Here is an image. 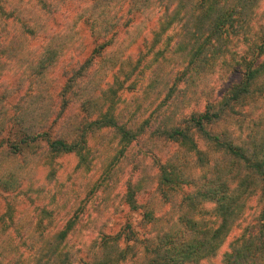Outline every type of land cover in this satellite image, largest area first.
<instances>
[{
  "label": "trees",
  "instance_id": "1",
  "mask_svg": "<svg viewBox=\"0 0 264 264\" xmlns=\"http://www.w3.org/2000/svg\"><path fill=\"white\" fill-rule=\"evenodd\" d=\"M8 3L0 0V189L5 192L19 186L21 173L8 170V161L76 154L87 167L90 136L109 130L121 146L114 158L119 164L129 148L148 136L150 120L133 124L118 113L124 87L120 78L112 77L98 100L94 85L101 82L90 75L95 66L127 80L134 75L138 67L123 73L130 51L141 41L148 45L147 36L135 34L146 27L136 15L164 9L149 35L156 46L165 38L164 54L175 55L184 68L174 79L171 96L181 91V84H194L205 74L222 79L236 74L240 80L227 85L203 111L175 124L161 122L150 132L155 142L175 144L180 151L159 162L157 192L170 207L165 216L138 203L141 184L127 183L125 206L144 210L142 223L152 227L149 232L140 234L126 221L124 231L87 235L79 208L57 231L29 237L34 247L24 253L10 247V235L0 236L8 244L3 258L11 257L6 264H264V0H91L67 33L39 22L28 24L29 11L25 15V8ZM78 22L85 25L94 49L83 62L66 61ZM65 61L60 73L65 81L53 100L49 89L54 80L49 77ZM155 62L147 67L151 83L159 71ZM56 100L59 107L52 110ZM76 103L82 117L70 113ZM62 127L64 134H55ZM107 175L113 178L111 171ZM185 187L192 190L185 192ZM253 198L261 204L258 216L214 261Z\"/></svg>",
  "mask_w": 264,
  "mask_h": 264
},
{
  "label": "rangeland",
  "instance_id": "2",
  "mask_svg": "<svg viewBox=\"0 0 264 264\" xmlns=\"http://www.w3.org/2000/svg\"><path fill=\"white\" fill-rule=\"evenodd\" d=\"M21 1L23 2L20 3ZM10 2L8 5L25 8V15L29 11L28 24L36 26L39 22L58 33L62 30L67 33L80 11L86 4H91V0H10ZM118 10L119 7L113 9L112 12L115 13ZM163 11L164 9H153L147 11V16H135L139 22L144 19L146 26L145 29L140 26L135 34H142V37L147 36L148 45L146 46L141 41L130 51V62L123 73L129 74L135 67L138 69L129 80L124 79L123 75L118 72L114 75L102 73L101 66H95L90 72L91 76H96V81L101 82L97 87L93 83L98 100L111 87L112 77L116 75L120 78L124 87L119 93L118 113L123 114L125 121L132 118L133 124L141 125L146 120H150L152 127L148 129V136L141 138L135 146L129 148L125 152V157L119 158L121 160L119 164L116 160L114 162V158L121 146L109 130L97 131L90 136L87 167L80 165L76 154L62 155L53 159L45 155L28 159L25 163H23L25 157H20L19 160H15L16 162L8 161L6 164L8 170L14 169L21 172L17 176L19 186L15 190L5 192L0 189V236H4L3 238L11 236L12 245L10 247L16 249L19 247L17 250L24 253V250L34 247L29 237L40 235L43 232L57 231L79 208L82 209L79 214L85 218L83 225L87 226V229L84 228L87 235L99 231L111 233L124 231L127 226L126 221L131 222L135 231L140 234L149 232L152 227L144 226L142 223L144 210L133 212L125 206L123 195L128 182H138L142 185L143 189L139 194L138 203L148 209L151 208L150 210L156 216H165L170 211L169 205L161 200L157 192L159 162L173 157L180 150L175 144L155 142L150 138V132L161 122L171 120L170 122L175 124L178 118L203 111L208 102L220 97L223 89L231 83L239 82L240 77L234 74L223 76L225 79H222L219 75L205 74L196 79L194 84H181V91L177 90L171 96L174 79L184 68L178 64L180 61H175V55L168 52L164 54V48L167 45L165 38L162 39L161 44L156 46L153 44V35H149L150 29L157 28L158 18L162 16ZM120 15L126 18L125 12ZM262 16L261 19L264 22V16ZM78 30L80 35H77ZM71 35H75L69 45L71 54L64 60L69 59L71 62L76 59L83 62L91 56L94 49L93 40L82 22L77 23V28ZM122 37L126 38L123 34ZM66 61L61 63L59 68L54 69L49 77L50 80H54L49 89L53 100L59 87L64 84L65 79L60 73ZM154 61H156L154 67H159V71L156 70L153 73L156 81L151 83V80L146 79L153 77L152 74L148 75L147 72L150 70L147 67L152 66ZM97 70L98 73H96ZM143 74L146 77H142ZM87 80H91L90 76ZM15 83L16 79L11 83V88H15ZM25 87L26 84L23 88ZM19 96L20 94L15 95L11 103L13 104L14 98L17 100ZM261 102L264 103V100ZM57 103L56 100L53 106L52 103L50 104L52 110L58 109ZM70 113L82 117L78 103L72 106ZM64 131L62 127L55 134H64ZM199 146L205 149L202 141H199ZM109 171L113 174L111 179L107 175ZM183 190L190 192L192 189L185 187ZM260 210V202L256 198L251 199L246 214L239 222L235 233L227 238L218 253V258L214 261L220 260L222 254L228 250L234 235L242 234L244 229L258 216ZM213 223L214 221L211 226L215 225ZM105 224H107L106 227H101ZM2 240L0 238V253L3 252L0 263L6 264L11 257L3 258L4 251L8 250V244H3Z\"/></svg>",
  "mask_w": 264,
  "mask_h": 264
}]
</instances>
